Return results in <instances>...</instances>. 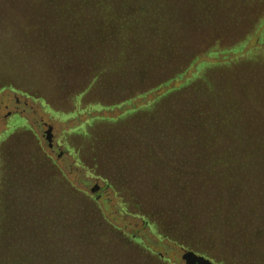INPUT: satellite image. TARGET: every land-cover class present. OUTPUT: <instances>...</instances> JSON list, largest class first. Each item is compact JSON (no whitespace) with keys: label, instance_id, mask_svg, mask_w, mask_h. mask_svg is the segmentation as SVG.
Here are the masks:
<instances>
[{"label":"rangeland","instance_id":"obj_1","mask_svg":"<svg viewBox=\"0 0 264 264\" xmlns=\"http://www.w3.org/2000/svg\"><path fill=\"white\" fill-rule=\"evenodd\" d=\"M36 1L0 0V257L14 261L0 264H264V162L228 157V142L216 145L211 125L184 132L183 122L197 121L182 116L187 91L172 101L156 100L155 91L135 97L203 60L192 98L208 106L224 87L235 89L246 113L235 120L264 133V102L249 93L251 83L264 100L260 59H229L226 67L197 31L183 42L179 6L134 59L172 48L165 62L141 70L143 82L126 61L116 68L123 79L112 66V77L90 80L87 51L53 52L62 36L38 24L49 6ZM86 8L84 21L95 14ZM160 37L163 46L151 48ZM244 74L254 81L241 82ZM148 101L154 107L144 109Z\"/></svg>","mask_w":264,"mask_h":264},{"label":"trees","instance_id":"obj_2","mask_svg":"<svg viewBox=\"0 0 264 264\" xmlns=\"http://www.w3.org/2000/svg\"><path fill=\"white\" fill-rule=\"evenodd\" d=\"M36 2H40L41 5L45 2L49 6L39 13L38 24L48 25L54 32L62 36L54 41L53 52L57 54L59 49H64V51L69 49L72 52L76 49H82V52L87 51L86 56L90 55V62L88 60L86 63H89L88 67L92 69L85 76L90 80L112 77L114 74L110 73V69L119 68L124 64L123 61H126L125 64H131L132 70L129 75L135 74L136 79L138 77L143 82L146 78L141 70H149L146 65H151V63H154L151 66H157L158 62L156 61L165 59L172 48L165 52L163 49L161 53L159 50H154L152 58L145 60L141 58V61L136 62L134 59L138 56L137 54L140 55L143 52L146 54L150 50L148 46H151L153 42H148L144 38L160 35L159 29L167 23V14L174 15L176 12L173 9L179 6L186 13L183 23L184 31L180 32L183 42L193 29L198 32L201 45L208 47L207 51L216 55V58H219L220 55L223 56L221 61L226 64V67L229 59L237 60L239 57L248 59V55L257 56L260 59L257 64L264 67V49L257 50L262 48L261 46L264 48V0H37ZM102 2L107 5L105 4L103 7ZM90 5L95 7V14L90 15L91 17L89 16L87 21H84L86 19H81L79 16L82 17L83 14L79 12L83 10V7L86 8ZM99 6L100 8H98ZM161 9L162 16L160 18ZM84 16L86 15L84 14ZM55 36L57 37V35ZM65 37L71 38L73 43L65 45L67 40H60ZM135 38H139V40L136 41ZM251 39L256 40V43H252L251 48L244 51V47H247ZM156 40L158 41L157 45L155 44L151 48L158 49L163 44L161 37ZM153 41L155 43V39ZM220 43L226 45L220 48ZM138 44L147 46V48L138 49ZM230 54H234V56L230 58ZM79 63L80 67H84L81 59ZM205 63L202 60L195 72L189 73L187 64L184 69L175 71L166 79L150 81V85L136 91L135 97L144 98L147 94L155 91L157 93L155 94L156 100L172 101L175 97H180L179 93L187 91L189 94H183V98L186 96V102L182 106L185 110H182V116H195L194 119L196 118L197 121L196 123L183 122L184 132H189L194 128L193 125L198 130L200 127L204 129L211 125L212 140L216 142V145L221 140L228 142V157L232 159L235 156L243 155L246 159H257L264 162V133H255L253 130L247 132L250 131L245 127L247 123H238L235 120L237 115L246 116V113L239 110L242 108V100H233L235 97L231 92H234L235 89L224 87L219 96L214 94V97L207 99L210 108L214 105V111L212 108V111L205 110L208 106L197 102L196 96L192 98L189 86L200 76L199 71L203 65L205 66ZM141 66L143 67L141 68ZM118 71L121 73L118 77L123 79L126 72L116 69V72ZM260 75L264 78V69ZM239 78L246 84H249L247 81H254L248 74L239 76ZM249 85H251L249 93L256 97L258 102H264L259 98L261 95L256 93L254 86L251 83ZM240 93L242 90L239 91ZM227 96H232L230 101L224 100V97ZM142 106L144 109L154 107L150 101L145 102ZM245 112L247 111L245 110ZM183 140H185L184 135ZM184 143H182L183 146L191 144ZM242 150H244V154L241 152ZM261 162L260 164H262ZM226 182L228 179L224 181V183ZM3 261L14 262L10 256L4 255L0 257V262L3 263ZM21 263L18 261V264Z\"/></svg>","mask_w":264,"mask_h":264}]
</instances>
